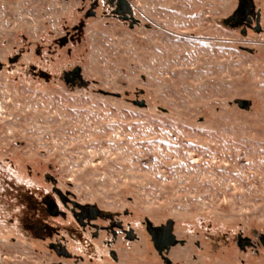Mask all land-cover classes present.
Instances as JSON below:
<instances>
[{"label": "rangeland", "instance_id": "obj_1", "mask_svg": "<svg viewBox=\"0 0 264 264\" xmlns=\"http://www.w3.org/2000/svg\"><path fill=\"white\" fill-rule=\"evenodd\" d=\"M127 2L0 0V264H264V0Z\"/></svg>", "mask_w": 264, "mask_h": 264}, {"label": "water", "instance_id": "obj_2", "mask_svg": "<svg viewBox=\"0 0 264 264\" xmlns=\"http://www.w3.org/2000/svg\"><path fill=\"white\" fill-rule=\"evenodd\" d=\"M118 1L119 2L117 3V9H116L117 12L122 15L123 19L130 20V24L135 23L136 19L133 17L132 13L131 12H129V14L126 13V10L128 8L127 0H118ZM250 6L251 7L253 6L252 0H248V4H246L245 2H241L237 11L232 15V19L235 22L244 21L247 23H251L252 18L250 17V15L247 14ZM259 21H260V12L256 11L255 12V18H254V30L255 31H260ZM242 34H245V28L242 29ZM75 78L78 81H80V83H82V84L84 83V81L82 80V77H81L80 66L76 65L73 68L63 72L62 79H63L65 84H67V85L74 84ZM134 104L139 106V107L145 106L144 100H135ZM171 224H172L171 221H167L166 224H164V225H161L158 227H151V229H153L155 231L162 230L164 233L163 237H161L158 241H156L154 239V237L152 236L153 240H154V244L158 249L166 248V247H168V245H174L176 243V239L174 238V235H173L172 230H171ZM147 225H148L147 226L148 230L150 231V233H152L150 230V225L149 224H147ZM238 241H239L241 246H244L245 243L248 242V239L247 238L241 239V237H238Z\"/></svg>", "mask_w": 264, "mask_h": 264}, {"label": "flooded vegetation", "instance_id": "obj_3", "mask_svg": "<svg viewBox=\"0 0 264 264\" xmlns=\"http://www.w3.org/2000/svg\"><path fill=\"white\" fill-rule=\"evenodd\" d=\"M115 2H116V4L119 2L118 0H114ZM127 11V10H126ZM129 22H130V20H129ZM247 23V22H246ZM78 80L75 78L74 79V83H76ZM77 208L80 210V214L82 215V214H84V215H86V216H88V217H92V218H94V217H106V218H108V219H113V214H108V213H104V212H102V211H99L97 208L95 209V207L93 208V207H91V206H89V207H80V206H77ZM50 209V208H49ZM110 224H112V226L114 225V223H113V221H110ZM118 228L120 227V225H119V223H116L115 224ZM150 230H151V235L154 237V239L156 240V241H158L161 237H163V235H164V233H163V231L162 230H157V231H155V230H153V229H151L150 228Z\"/></svg>", "mask_w": 264, "mask_h": 264}, {"label": "trees", "instance_id": "obj_4", "mask_svg": "<svg viewBox=\"0 0 264 264\" xmlns=\"http://www.w3.org/2000/svg\"><path fill=\"white\" fill-rule=\"evenodd\" d=\"M234 23H236V22L234 21Z\"/></svg>", "mask_w": 264, "mask_h": 264}]
</instances>
